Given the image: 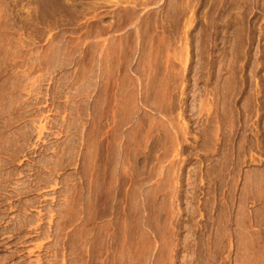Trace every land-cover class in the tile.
<instances>
[{
	"label": "rangeland",
	"instance_id": "obj_1",
	"mask_svg": "<svg viewBox=\"0 0 264 264\" xmlns=\"http://www.w3.org/2000/svg\"><path fill=\"white\" fill-rule=\"evenodd\" d=\"M0 127V264H264V0H0Z\"/></svg>",
	"mask_w": 264,
	"mask_h": 264
},
{
	"label": "bare ground",
	"instance_id": "obj_2",
	"mask_svg": "<svg viewBox=\"0 0 264 264\" xmlns=\"http://www.w3.org/2000/svg\"><path fill=\"white\" fill-rule=\"evenodd\" d=\"M21 21V20H20ZM4 88V87H3ZM3 91V90H2ZM4 108V107H3ZM5 123V122H4ZM1 128V127H0ZM3 129L5 128L6 129V126L5 127H2ZM6 137V136H5ZM10 142V141H9ZM9 145V144H8ZM2 147V146H1ZM8 147V146H7ZM6 149V148H5ZM7 150V149H6ZM10 151V150H9ZM7 152V151H6ZM2 154V153H1ZM1 154H0V156H1ZM4 154V153H3ZM2 159H4V158H2ZM1 158H0V160H2ZM17 160V159H16ZM3 164V163H2ZM5 164V163H4ZM7 165V164H6ZM3 167V166H2ZM102 167V166H101ZM2 169V168H1ZM99 171V170H98ZM104 172V171H103ZM3 174V173H2ZM4 175V174H3ZM9 175H11V174H9ZM12 178V177H11ZM8 180V179H7ZM4 183V182H3ZM7 183V182H6ZM2 186V185H1ZM17 189H19V188H17ZM6 190H7V188H6ZM15 192V191H14ZM24 195V194H23ZM11 196V195H10ZM0 200H2V199H0ZM7 200V199H6ZM3 201V200H2ZM4 211V210H3ZM26 216V215H25ZM26 219V218H25ZM20 223H22V222H20ZM29 223V222H28ZM27 224V223H26ZM31 227V226H30ZM23 228H25V227H23V226H20V230H23ZM6 234V233H5ZM23 238V237H22ZM103 252V251H102ZM104 253V252H103ZM99 255V254H98ZM92 263V262H91ZM103 263V262H102Z\"/></svg>",
	"mask_w": 264,
	"mask_h": 264
}]
</instances>
